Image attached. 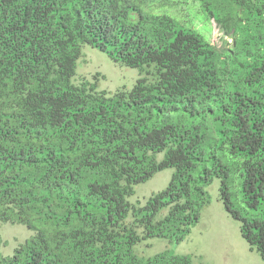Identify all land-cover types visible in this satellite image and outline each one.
Listing matches in <instances>:
<instances>
[{
	"label": "trees",
	"instance_id": "trees-1",
	"mask_svg": "<svg viewBox=\"0 0 264 264\" xmlns=\"http://www.w3.org/2000/svg\"><path fill=\"white\" fill-rule=\"evenodd\" d=\"M175 1L0 0V224L35 231L0 264H209L135 246L183 241L214 179L264 260V0H209L232 32L221 48ZM84 45L147 76L75 84ZM166 168L165 188L128 200Z\"/></svg>",
	"mask_w": 264,
	"mask_h": 264
},
{
	"label": "rangeland",
	"instance_id": "rangeland-1",
	"mask_svg": "<svg viewBox=\"0 0 264 264\" xmlns=\"http://www.w3.org/2000/svg\"><path fill=\"white\" fill-rule=\"evenodd\" d=\"M214 1V0H213ZM216 4L224 5V0H215ZM209 0H176L172 7L167 8L170 15L180 22L198 30L211 44L218 48L231 45L232 32L226 33L225 25L210 15L214 9ZM232 12H236L233 9ZM147 76L145 70L130 68L112 61L105 53L89 45H84L78 59L73 83L94 82L98 90L114 93L118 89H131L138 78ZM150 79L152 76H148ZM163 153L157 154L161 159ZM173 172L166 168L146 182L134 186V193L128 197L132 204L141 203L154 192L166 187ZM211 202L201 210L200 219L183 241L175 244L169 238H152L139 242L135 246L137 254L151 256L167 248L175 249L180 254L191 253L194 261L209 264H264V260L255 250H250L242 238L239 222L232 219L225 211L219 197V181L208 186ZM132 218L129 217L128 221ZM35 234L23 224L2 223L0 235L3 255H11L14 249L27 238Z\"/></svg>",
	"mask_w": 264,
	"mask_h": 264
},
{
	"label": "crops",
	"instance_id": "crops-1",
	"mask_svg": "<svg viewBox=\"0 0 264 264\" xmlns=\"http://www.w3.org/2000/svg\"><path fill=\"white\" fill-rule=\"evenodd\" d=\"M176 252V251H175ZM178 253V252H177ZM187 254V253H186ZM191 254V253H190Z\"/></svg>",
	"mask_w": 264,
	"mask_h": 264
}]
</instances>
